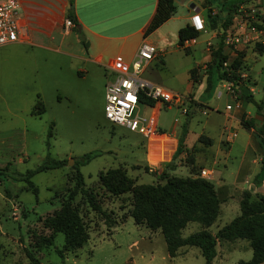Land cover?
I'll return each instance as SVG.
<instances>
[{
	"label": "rangeland",
	"instance_id": "374dc122",
	"mask_svg": "<svg viewBox=\"0 0 264 264\" xmlns=\"http://www.w3.org/2000/svg\"><path fill=\"white\" fill-rule=\"evenodd\" d=\"M71 5L69 2L67 6ZM180 6L176 2L177 10ZM215 20L218 25V17ZM163 28L154 31L151 43L168 51L150 59L140 75L184 96L179 104L158 103L156 128L158 133L176 137L186 118L182 150L174 158L175 168L166 171L199 176L200 168L207 169L201 176L214 183L221 199L218 214L208 226L215 232L238 213L243 188L250 186L251 196L260 193L254 185L263 179L264 168L261 169L256 140L239 123V118L254 117L257 112L264 115V49L246 51L243 71L248 74L247 85L244 80L239 85L242 95L236 99L239 107H234V99L224 93L221 82L214 77L211 87L206 89L204 72L191 76L193 82L188 79V69L200 65L205 57L203 44L208 34L200 32L183 49L176 46L175 28L162 34ZM77 33L61 36L53 32L49 46L26 42L7 46L0 53V166L7 167V174L0 177V264H33L26 250L42 264H203L202 255L193 245L181 246L169 256L158 229L133 222L129 215L131 192L112 195L99 184L98 174L115 168L134 184L155 182L171 150L165 156L164 137L151 138L159 141L156 152L146 144V137L104 117V88L113 73L74 56L82 51ZM215 35L218 38V33ZM249 86L253 99L246 101L243 95L248 94ZM217 91L221 92L219 96ZM37 100L43 110L31 114ZM225 103L232 108L226 110ZM150 110L148 103H138L139 116L146 118ZM232 131L234 135L230 136ZM199 133L209 136L210 144L198 141ZM85 152L97 154L78 166L84 186L96 192L101 207L111 210L117 223L114 227L105 225L100 214L90 209L77 193L71 202L77 204L87 225V239L79 247L64 249L63 234L57 231L51 245L36 250L32 233L50 232L41 220L58 208L73 183V160ZM47 153L66 161L61 167L34 172L30 176L37 188L34 193L25 187L19 173L34 168ZM200 227L197 221H188L180 232L186 235ZM56 248H60L62 256ZM215 248L210 264H238L239 259H248L251 254L248 241L243 238L218 239ZM258 264H264V260Z\"/></svg>",
	"mask_w": 264,
	"mask_h": 264
},
{
	"label": "trees",
	"instance_id": "16d2710c",
	"mask_svg": "<svg viewBox=\"0 0 264 264\" xmlns=\"http://www.w3.org/2000/svg\"><path fill=\"white\" fill-rule=\"evenodd\" d=\"M227 3L224 17L220 20L219 25L226 27L229 23L230 11L234 4ZM174 5L173 0H156L154 11L143 30L146 35L165 19H167ZM67 17L75 23V18L68 11ZM215 17L217 15L206 12V25L208 27L216 26ZM78 32V31H77ZM197 32L188 23H184L176 31V42L181 44L184 38L195 36ZM77 37L85 46L86 41L78 32ZM255 49L259 52L264 49V43L256 42ZM242 52L237 51L231 61L230 76L234 77L245 68V64L240 59ZM225 57L222 52V43L219 41L215 49L211 51V61L208 65L206 75L205 89L211 87L212 77L217 81L225 77V72L220 70L219 63ZM189 76H194L196 70L193 67L188 69ZM246 101L252 100L250 94L243 95ZM140 101L153 104V99L141 96ZM264 102V97L261 99ZM43 110V106L39 100L30 109L31 114H39ZM259 114V112H257ZM186 120V118H185ZM181 124L176 144L170 154L169 159L164 163V167L157 173V181L150 183L134 184L132 179L127 177L122 170L115 168L108 170L107 174H98V182L104 189L112 195H119L122 192H131L132 202L129 215L134 223L142 222L150 229H158L164 240L165 249L169 256H173L176 250L183 245L196 246L203 257V264H210L212 258L216 254V242L218 239L232 240L235 238H243L248 241L251 248V254L248 259H239L238 264H258L264 260V194L258 193L251 196L250 186L241 190L238 199V213L231 219L219 226L215 232H211L209 226L215 219L219 211L221 199L217 194L214 183L203 176H179L167 173V169H174V158L181 152L183 144V136L186 132V122ZM243 126L252 127L254 129L253 136L256 143L261 147L263 156L260 161L264 165V123L257 121L254 117L240 118ZM258 125L255 127L254 124ZM51 134L50 131L47 132ZM197 140L209 144L210 139L207 136L199 134ZM97 152H85L79 158L73 160V183L67 188V193L60 200L58 208L54 209L50 214L45 215L41 222L42 225L49 228L48 234L33 232V246L36 250L47 247L52 244L54 233L59 231L63 234L62 247L64 249L79 247L88 237L87 225L85 224L81 213L78 211L77 204H73L71 200L74 195L79 193L80 199L84 201L92 210L98 212L105 225L114 227L117 219L112 216L111 210L101 207L96 196V192L84 186L83 176L78 166ZM64 158H54L48 153L43 159L32 169H26L23 173H19V178L26 182L25 187L32 192H36L37 188L30 180V176L36 171L47 170L51 168L61 167L65 163ZM192 163V158L189 157ZM7 167L0 166V177L6 175ZM1 179V178H0ZM188 221H197L200 228L181 235V229ZM57 253L62 256L60 248H56ZM26 256L33 264H42L32 253L26 250Z\"/></svg>",
	"mask_w": 264,
	"mask_h": 264
},
{
	"label": "crops",
	"instance_id": "0c3cea01",
	"mask_svg": "<svg viewBox=\"0 0 264 264\" xmlns=\"http://www.w3.org/2000/svg\"><path fill=\"white\" fill-rule=\"evenodd\" d=\"M155 1L156 0H18L19 21L23 28L24 37L0 45V53H4V49L7 46L16 47V45L26 42L49 46L47 42L53 39V32H57L60 33L61 36H65L78 31L82 38L86 41V45L84 46L81 44L82 51L74 54V56L81 60L108 68V64L115 54H120L124 60L131 61L141 40L144 39L151 43L150 37L159 27H164L163 30H161L162 34H164L166 30H169L170 27L171 29L175 28L174 30L176 32L180 26L188 22V17L191 12H198L203 18L205 24L206 12L217 15L218 20L220 21L224 17L226 11L224 5L227 3H233L235 1L238 2L240 0H219L215 3L211 0H194L193 4L197 6L196 11H193L188 6V1L192 2L190 0H173L174 8L171 15L152 31L146 35H143V30L154 11ZM69 2H72L70 7L67 6ZM176 2H180L181 4L178 10L176 7ZM68 10H71V13L75 18V23H72V26L67 32H63L61 28L62 19L67 16ZM220 27H222V25L219 24L212 28L208 26L206 27L207 31L204 33H207L208 36L204 39L203 44L205 57L200 65L194 66L197 72L195 73L196 76L197 74L199 75L200 71L207 75L208 65L211 61V52L205 48L206 41H210L212 43L211 48L215 49L217 43L220 40L216 37L215 30L213 29L216 28L217 30ZM196 32L197 34L194 36V38H196L200 33V31ZM59 42H62V38L59 39ZM189 45L190 43L186 46H183L182 44H177L176 42V46L183 49L189 47ZM254 45L255 44L252 46L251 44L246 45L242 50H240L242 52L240 59L243 61V63L245 60L246 51L254 50ZM158 49L159 52L154 57L161 56L162 53L168 51L164 47H159ZM149 61L150 59L145 65H147ZM203 64H206L207 66L205 69L201 68ZM245 74L247 78L245 77L244 84L247 85L248 74L246 72ZM190 78L191 77L188 73V79ZM191 80L192 79H190V81ZM250 90L251 87L249 86L248 90H246V93L251 95ZM217 93L216 96H219L220 94L217 95ZM189 100H191V98H189ZM157 105V103H154L152 109H155L156 111ZM257 107H259V105H257ZM238 115L239 113L237 112L235 115V120L237 121ZM226 116H230L228 112H226ZM259 116H261V120L258 119ZM254 118L257 121H262L264 120V115L255 114ZM239 123L241 124V122ZM257 125V123L254 124V126ZM222 128L226 129L225 125H223ZM246 128H248L253 135L254 129L252 127ZM158 134L159 135L157 137H164L162 142L163 145L165 144L164 151L166 149L167 152H165V156H167L168 151H173L178 136L176 135V137H167L163 133ZM230 136L233 135L230 134ZM146 144L154 146L153 149H155V151H159L158 140H152L149 142L147 141ZM257 147L258 150L256 149V151L258 152L260 159L263 156V151L258 145ZM171 152L168 155H170ZM263 168L264 165L262 164L261 169ZM260 172H262V170H260ZM262 177L263 179H261L260 183L258 185H254V189H258L260 193L264 194V175Z\"/></svg>",
	"mask_w": 264,
	"mask_h": 264
},
{
	"label": "built area",
	"instance_id": "2783aa9c",
	"mask_svg": "<svg viewBox=\"0 0 264 264\" xmlns=\"http://www.w3.org/2000/svg\"><path fill=\"white\" fill-rule=\"evenodd\" d=\"M263 6L264 3L261 0H240L232 7L226 27L215 30L222 43V52L225 53V57L219 63L220 70L225 72V77L221 78L220 82L224 93L234 99V107H239V102L236 99L241 91L239 85L245 80L246 74L241 71L237 76L228 77L230 76L231 61L237 56V51L242 50L246 45L256 42L264 43ZM188 23L196 31H207V26L198 12H191ZM71 26L72 21L65 16L62 19V31L67 32ZM23 37V28L19 21L18 0H0V45ZM194 41V36H191L184 38L181 44L186 46ZM211 46L212 43L206 41L205 48L209 52L213 50ZM158 52L159 49L154 44L143 39L131 61H126L120 54H115L108 64L113 78L105 84L104 88V117L111 123L121 124L129 130L137 131L146 137L148 142L152 141V137L159 135L155 123V109H152L153 104L169 102L179 104L184 98L179 93L172 92L158 83L141 77L140 72L146 62L156 56ZM206 67V64L201 66L202 69ZM218 94L221 92L218 91ZM141 96L153 99V104H149L151 112L146 118L138 115V103L143 102L140 101ZM231 107L230 103L224 105L225 109ZM230 134L234 135V132L232 131ZM262 134L264 136V130ZM151 147L154 148V146ZM206 170L200 168V176L206 174Z\"/></svg>",
	"mask_w": 264,
	"mask_h": 264
},
{
	"label": "water",
	"instance_id": "95a60500",
	"mask_svg": "<svg viewBox=\"0 0 264 264\" xmlns=\"http://www.w3.org/2000/svg\"><path fill=\"white\" fill-rule=\"evenodd\" d=\"M188 6L193 10V11H196L197 10V6H195L193 4V2H188Z\"/></svg>",
	"mask_w": 264,
	"mask_h": 264
}]
</instances>
